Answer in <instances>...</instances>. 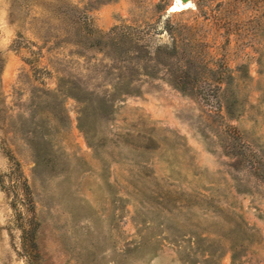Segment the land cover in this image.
Instances as JSON below:
<instances>
[{
    "label": "rangeland",
    "instance_id": "1",
    "mask_svg": "<svg viewBox=\"0 0 264 264\" xmlns=\"http://www.w3.org/2000/svg\"><path fill=\"white\" fill-rule=\"evenodd\" d=\"M0 264H264V0H0Z\"/></svg>",
    "mask_w": 264,
    "mask_h": 264
},
{
    "label": "trees",
    "instance_id": "2",
    "mask_svg": "<svg viewBox=\"0 0 264 264\" xmlns=\"http://www.w3.org/2000/svg\"><path fill=\"white\" fill-rule=\"evenodd\" d=\"M164 30V29H162ZM165 33H168V38H169V42L167 43L168 46L174 51L176 52L177 48H178V41L176 39V36L174 35V30L170 25H167V29L164 30ZM109 34L113 37V41L115 43H118L119 46H126V45H134V46H138L139 44H141L143 41H146V38H149L151 36V33H148L147 31L144 30H139V29H135L132 27H123V28H114L113 30H111L109 32ZM139 47H134L135 51L133 53L134 59H142L144 57H149L150 61L153 60L152 57L156 58L155 56V52L152 54L146 55V56H138V51ZM226 109V107H225ZM231 251L233 249H230ZM208 255V259H213L214 255L212 253H207ZM234 258V256L232 257V259Z\"/></svg>",
    "mask_w": 264,
    "mask_h": 264
},
{
    "label": "water",
    "instance_id": "3",
    "mask_svg": "<svg viewBox=\"0 0 264 264\" xmlns=\"http://www.w3.org/2000/svg\"><path fill=\"white\" fill-rule=\"evenodd\" d=\"M183 3L189 2L190 0H181Z\"/></svg>",
    "mask_w": 264,
    "mask_h": 264
},
{
    "label": "bare ground",
    "instance_id": "4",
    "mask_svg": "<svg viewBox=\"0 0 264 264\" xmlns=\"http://www.w3.org/2000/svg\"><path fill=\"white\" fill-rule=\"evenodd\" d=\"M183 3V2H182ZM187 3V2H186Z\"/></svg>",
    "mask_w": 264,
    "mask_h": 264
}]
</instances>
